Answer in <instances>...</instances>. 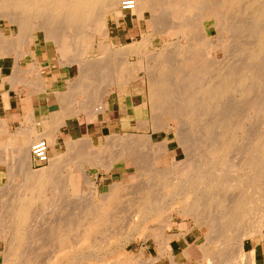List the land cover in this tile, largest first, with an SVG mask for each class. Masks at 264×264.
<instances>
[{"label": "rangeland", "instance_id": "obj_1", "mask_svg": "<svg viewBox=\"0 0 264 264\" xmlns=\"http://www.w3.org/2000/svg\"><path fill=\"white\" fill-rule=\"evenodd\" d=\"M255 1L256 2H253L254 8L252 7V9H251L252 11L251 10L250 11H244L245 13L244 12L243 13L237 12V10H240L241 8L243 9L242 3H241V6L238 5V7L237 6L232 7V8H235V10L237 9L236 11L232 8H229L230 10L232 9L231 11L228 9H224V10H226L227 14L229 15L227 18H225L227 16V14H226V16L224 15L225 12L223 14L224 10L220 11V13L222 14L221 23L223 24L224 21H225V23L227 21V23L229 22V23L233 24L232 22H234V21L230 22V20H234L231 18V16L232 15L234 16L235 14L240 13L239 15H241V16H238L239 18H236L237 20L235 19V23L237 21L238 23H242V26H244V25L248 26L249 25L250 28L249 27L248 28L250 29V31H251V28H252V30H259L260 28L262 29L264 27V25H263L264 21H262V20H261V22H260V20L259 21H256V20L253 21L252 15L254 14L253 10H258V8H259V10H261L262 7L264 8V0H262V1L261 0H255ZM10 2H11V0H0V9L5 8L6 6H4V5H6V4L10 5ZM256 5H258V6H256ZM244 6H245V4H244ZM216 8L217 9H220V8H219V6L214 7V11H217V13H216L217 16L221 15V14L218 15L219 10H216ZM242 9H241V11H242ZM120 11H121L120 6H118V8L116 9V12H118V14H122V13H120ZM214 11H211L210 14H212V12H214ZM17 12H20V11L13 10L12 13L17 14ZM246 12H247V14H246ZM21 13L17 14L19 16V19L14 20V18H9V17L7 18L0 11V29H1L0 32L4 36H6V38H14V36H15V39H17V43L15 45L14 44L11 45L13 50H12V53H10L14 56L15 59L19 54H21L23 52L25 53L26 52L25 49L29 47L26 45L27 42L26 41L24 42L22 28L20 30V28L18 27L20 22H22L25 19V16L28 13L23 14L24 16ZM114 14H115V11L111 12L109 14L110 15L109 23H110V27H111V33H110L109 37H107L106 39H105V37H103V38L88 37V38H86V40H84L86 45L79 48V55L81 58L94 57L95 55L104 56L103 54H109V53L114 54L113 55L114 61H113V65H112V70L110 67L112 74L111 73L108 74L109 68L106 69L102 66L103 67L102 72H104V69H105V72H104L105 74H103L105 76H103V75H101V76H103L105 78L107 76V78L109 79V83H108L107 79L99 76L101 74V72L98 71L99 70L98 68H96L98 70L93 69L90 77L86 78V81H87V79H89V81H90V83H89V81H87V86L92 85L91 87H93V88L94 87L97 88V86H98L99 89L103 87L102 89H100V92L103 91V93L107 89H109L111 91L108 94L104 93L105 96L103 97V103H99L102 105L99 106V104H98V105L94 106V104H92V106H90V107H92L91 109L89 107L88 108L89 110L84 109L77 116H71V117L67 118L65 120L64 125L60 126L59 128H56V130L53 132V135H55V139H54L55 142H53V143L48 142V144H49V156H51V158H54L57 155L65 154L66 152H68V150L66 151V149H68V145H67L68 141L71 139L72 140L76 139L75 144L79 145L77 147L78 150L76 149L75 150L76 152L73 151L75 154L72 153L70 156L74 157V161L77 165H75L74 168L68 172L69 173V184L67 185V187H60V181L61 180L60 181L58 180L59 183L57 185L59 187H56L57 189L55 188V190L58 192L57 193L58 197L56 199L46 203V205L43 208L38 209L39 211H37V209H36L33 211V213H31L33 216L32 217L33 219L31 220L32 222L31 221L30 222L35 224L36 226L40 225L39 226L40 228L39 227L34 228L35 225H32L33 229L32 230L29 229L31 232L28 231L30 233L27 234L26 237H23L19 242H17L15 244L16 247L19 246V244H22L21 246L24 249L27 248L28 250L25 249L27 251V254H25V256H21L19 259H17L16 261L18 263L17 262L15 263V261H13L14 260L13 259L14 258L13 257L14 251H13L10 253V254H12L10 260L13 261V264H45L46 263L45 260L48 261V259H50V257L56 252L55 248H56L57 243L62 239H65V241H67L69 239L68 242H65V243L70 244V243L76 242L74 245L75 246L78 245V250L71 257V260H69V262H68L69 264H173V262H171L172 260L175 262L174 264H264V235H262V234H264V223H261V222L255 223V226L257 225L256 229L258 228L259 230H258V232H255L252 237H250V238L248 237L246 239L245 248H244V251L242 252L243 254H241L240 251L237 252L238 251L237 248H235L236 250L234 249V247L236 245L235 244V245H233V249H231V251L226 250V252L223 253L224 257L221 253H218V252H217V254L215 253V256L217 258L212 257V256H214V253L212 252L211 253L212 256H211V254L208 253L206 255L207 256V258H206L205 252L208 249H212V247H210V246H207L206 248L204 247L205 244L207 243L206 242L207 238L218 240L219 237L217 238L218 232H216V230H218L217 226H219V225H217L216 224L217 222H215V221H212L215 223L211 222L212 223L211 224V223H209L211 220L210 221L208 219L205 220L201 216H199V217L197 216L198 217L197 220L199 221L198 222V221H195V219H192V218H194L192 216H191L192 217L191 218V217H187V216L185 217L184 215H181V214H177L176 206H174V205H175V203H176V205H177V203L179 204L180 197H181L180 195H176L174 197L172 196L171 198L166 197V198L162 199L161 202L159 201V203H161L162 205L161 204L158 205V208L155 207L156 211L154 210L153 214L151 215L152 218L150 216L148 218L149 220L145 219V220H147L146 221L147 224L150 226V228L147 230V234L143 235L142 231L139 228H136V227L132 228V226L130 225V223L132 221H134V219L137 218V217H135V215L138 213V211H136V210H137V204H139L138 202L141 200L140 198H142L144 196L149 197V195H150L151 198L154 197L156 199L158 197V194L159 195L165 194L166 190L165 189L163 190L162 180L166 174H172L170 176H173V177H175V175H176V176H178V179H180L179 175H183V177H184L185 174L193 175L194 172H195V174H197L196 170L199 168L200 171L198 169V173H201L202 175H203V173L204 174L214 173L213 175H217L219 173L221 176V174L223 175V172H225V174L223 175V177H225V175L226 176L231 175L230 171L232 170V168H233V170L231 172L232 173L234 172L235 174L238 171H240V169H241L242 171H240L238 173L239 174L242 172L244 173V174L243 173L242 174L246 177L247 181L245 180V177L242 174H240L242 177H244V181L248 182V180H251L252 178H254L255 180L258 179L257 181L252 179V181L250 182V183H254V181L257 182L258 183L257 189L248 188L249 187L248 186L247 188L244 187L243 191L250 189L251 191H255V193L258 191V194H260V195L262 194V196H264V193H263L264 192V188H263V186H264V184H263L264 183V175L261 176V178L260 177L256 178L258 176L259 172L262 174L264 172V165L262 166L259 164V162H260L259 158L261 160L264 158V131H263L262 135L256 140L254 145H252V147H249V150L250 149L253 150L252 151L253 153L251 152V150L250 151L248 150V146H250L249 142H247L248 146L246 145V143L241 142L242 143L241 145H238V144L235 145L234 144L236 146L235 149H234V145H233L232 149H234V150L231 149L232 151H230V154H228L229 152H227L224 154L220 153L219 155H216L218 161L215 160L216 159L215 156H214L215 158L214 157L209 158L211 149L215 150L218 147H219V149H221L220 147H223V146H219L221 143L220 144L218 143L219 145L216 143L219 136H221L220 131H221L222 127H224L225 124L228 125L230 123L231 124L237 123L239 120L236 119L235 117L241 116L240 114H242V113L244 115H248L245 113H246V111L249 110L248 107H249V104H251V102L249 103L248 101H250V100H247L248 98H246L243 94L239 93L240 91L235 92V93H229L228 95L225 96V98L223 97V99L221 98V99L217 100L216 102H214L215 105H217L218 107L216 109L214 108L215 110H212V111H214L213 113H212V111H211V113L209 111L210 114H208V111H205V112H207L208 116L205 115L206 113L203 110V109H205L204 106L206 104H204L205 102L202 99H200V97L198 98L196 96L194 98L195 102L193 100H190V99H193L192 97H190V95L192 93H194V91L196 92L197 88H199L201 86V84L203 85V82L205 85V82L207 84L208 82L212 83L211 81H213V80L218 81L219 78H217V77L221 76L222 73L226 72L229 68H232L230 66H233V68L234 67L239 68V66L243 67L245 64H248V63H249L248 64L249 66H253V64H254L255 67L256 66H257V68L260 67L259 69L262 70V74L264 75V70H263L264 67L262 66L264 64V62H261L264 60V55L263 54H261L262 56L258 55V53H260V50H259L258 46H257L258 48L256 47V45H257L256 43L259 41L258 38H256L255 36H252V38H251V36H248V34H246V32H244L243 30L241 32V30L237 31L235 29L230 28V26H232V25L229 23H228V26H227V24L225 25V28L229 27V29L226 28L228 31L226 32V30H224L225 32L222 33L221 36L219 35L220 37L215 38L214 36L217 34L218 28L214 22V19L210 18L208 21H204V22L200 23L202 25L205 23L204 25L206 26V28L203 27L204 25L203 26L198 25L196 27V31H197V33H199L201 31L202 33L200 32L198 35L202 34L204 37L202 35H200V37L198 38V35H197V37H195V40H194L195 42L191 41L192 44L194 42L195 45L196 44L198 45L200 43L198 46L197 45L195 46L192 44L189 45L190 47L191 46L196 47L197 50L199 49V52L198 51L196 52L194 50L196 52L197 57L194 54L195 52L193 53L194 54L193 56H195L196 59L192 56L193 59L199 63L192 60V62L188 61L190 63H187L186 64L187 66H186L185 65L186 62L184 61V65H185L184 66V65L180 64L183 62H182L181 57L179 58L180 61L178 60L179 63H177V64L183 68L182 74H184L183 76L185 78H183V76H181V77H179L180 79L178 80V78H177L178 75L177 76L176 75H169V77H167L168 82H171V84L175 85L174 88L176 87L175 89L173 88L174 90L172 89L173 91H172L171 96H173L172 97L173 99L170 97L173 101L171 99H170L171 101L168 99V100H166V101H168L167 104H166V102L165 103L163 102L161 104L162 107H159V108L157 107L159 110L154 109L153 112H151L152 110H151L150 102L148 101V84H147L146 76L149 78H152L153 80H156L157 78H159V76L154 75V74L158 73V68H159L158 67V59L161 60L160 58L165 57L166 55L167 56L169 54L172 55L173 54L172 52H174V51H175L174 53L180 51L178 49L179 46H181V44H183L186 40H184L183 33L179 29L167 30L163 33L161 32L160 34H156L153 32V29L151 28V25H149V23H146L144 20H141V22H139L137 19L133 18L130 14L126 15L125 17H121V23L120 24H115L114 23V21H115L114 20ZM213 14H215V12ZM213 14L211 16H213ZM47 15L53 16V15H50V13ZM223 15H224V17H223ZM214 16L216 17V15H214ZM20 17L24 18V19H21ZM26 17H29V15ZM223 18H224V20H223ZM228 19H229V21H228ZM242 19L244 20V23H243V21H241ZM25 20H27V18ZM206 22H207V24H206ZM258 22H260V23H258ZM256 27H257V29H256ZM208 29H209V32L206 31ZM43 30L44 29L33 30V32H32L33 36L31 38V44L37 43V42H44L47 45H50V47L54 48L55 49L54 54L56 56V61H58V62L60 61L59 64H61L62 66L66 65L67 67H69L70 76H71L70 80H71V84H73L72 82L76 79V75H77V70H76L77 64H75L73 62V54H72L73 52H71V49L73 47L72 41H71V46H70V40H71L70 38L71 37L68 35L67 36L65 35L64 37L60 36L58 38L51 39V38L46 37L47 35H43V34H46L45 30L44 31ZM198 30H199V32H198ZM229 30H232V33ZM18 32H19V34H18ZM203 32L205 33L206 37L203 34ZM206 32H208L209 34L208 33L206 34ZM236 32L237 33L239 32V33L236 34ZM40 33H41V35H40ZM208 35H210V36H208ZM210 37H212V38H210ZM201 38H202V40H201ZM221 39H224V40L222 41ZM110 40L113 41V44L110 43L111 42ZM255 40H256V42H255ZM199 41H201V42L205 41V42H204V44H201V42H199ZM209 41L210 42L213 41V42H211V44H210ZM186 43H187V41H186ZM186 43H185V45H186ZM190 43H187V44H190ZM226 43H227V45H225ZM175 45H178V48ZM246 45H248L251 48H249V49L244 48V47H247ZM201 46H203V47H201ZM221 46H223V47L221 48ZM187 47H188V45H186V48ZM194 47H193V49H196ZM9 48H10L9 45L4 46L3 50L8 51ZM174 48H176L178 50H176V49L173 50ZM180 48L186 49L185 46L180 47ZM200 48H202V49L200 50ZM239 48H240V51H239ZM164 49L166 50L165 53L163 55H160L159 58L152 59V62L148 61L147 55L139 54L141 52H143L145 54H150V53L154 54V53L160 52L161 50L164 51ZM184 49H181V50H184ZM210 49H211V51H210ZM224 49H226V51ZM254 49L256 52L254 51ZM137 50L138 51L141 50V51L138 52ZM7 51L4 52V54L2 52V55H0V56L4 57L6 54H8ZM19 51H20V53H19ZM134 51L135 52L137 51V53H133ZM238 51H239V53H238ZM252 51H253V57L251 56ZM115 52L119 53V55L115 54ZM131 52H132V54H131ZM205 52H206V54H205ZM244 52H245V54H244ZM254 52L257 55L254 56ZM247 53H249V54H247ZM26 54L27 53L23 54V56L19 59L18 64L20 65V67L18 69L20 70V73H21V71H25L24 72L25 75L23 76L24 78H26V77L30 78L31 75H29L27 73L30 69H32L31 67L34 68V65H32V66L30 65L27 69L25 68V65L27 62L26 57H25ZM127 54H130V55H128L129 56L128 59H129L130 63L133 65H136L137 68L133 71L134 72L133 75L131 72H125V76L123 78L115 79L116 76H114V74H116V72H114V70L118 69L117 68L118 66L115 67V65H117L116 62H118V60H120V59H126ZM115 55L116 56L118 55V56L116 57ZM248 55H250L251 58L248 57ZM257 56H259L260 58ZM205 57H206V59H205ZM210 57H212V58H210ZM102 58L104 59L105 56ZM200 58H204L205 60L203 59V62H202V59H201V61H199ZM219 59H221V60H219ZM259 60H260V63H259ZM249 61H251V62H249ZM132 62H135V63H132ZM148 62H149V64H148ZM193 62H195L194 65H193ZM211 62H213V63H211ZM207 63H209V64H207ZM255 63L256 64L259 63V64L256 65ZM197 64H198V66H196ZM214 65H216V66H214ZM248 65H246V66H248ZM195 66L199 67V68H196ZM207 66H208V68H206ZM210 66H212V67H210ZM212 69H213V71H212ZM106 70H107V73H106ZM136 70H137V72H135ZM180 70H182V69L180 68ZM224 70H226V71H224ZM100 71H101V69H100ZM207 71H209V72L207 73ZM220 73H221V75H220ZM107 74L111 78L108 77ZM205 74H207V75H205ZM213 74H215V75H213ZM201 75H203V77ZM172 76H174V77H172ZM204 76H205V79H204ZM196 77H198L199 79L195 80V79H197ZM92 78H95V79H93L94 83L92 82L93 81ZM181 78H182V81H184V82H181ZM189 78L192 81L191 80L189 81ZM210 78H211V80H210ZM104 79L106 82L104 81ZM98 81H99V83H98ZM197 81H199V82H197ZM176 82H178L177 85H176ZM195 83H197V84H195ZM190 84H191V86L192 85L193 86L192 87L189 86ZM185 85L186 86L188 85L187 87L188 88L191 87V89H188ZM183 87H186L188 89L187 95H184L187 98L189 97L188 99L182 95V94H186V92H187V91H185L187 89L183 88ZM263 88H264V86H263ZM103 89H105V90H103ZM66 90L67 89H63L62 91H66ZM91 90L92 89L88 90V91H90V93L87 94V96L91 95ZM181 90L183 92H181ZM192 90H194V91L192 92ZM262 92L264 94V91H261V93ZM263 94H261V95L263 96ZM77 95L82 96L81 92L78 93ZM256 95H258V92H256ZM180 96H183L184 99L180 98ZM192 96H193V94H192ZM226 97H227V99H226ZM258 97H259V95H258ZM258 97H256V98H258ZM178 98L180 99V101ZM243 98H245V99H243ZM83 99L85 100V98H82V100H81V97H80L78 100L83 101ZM236 99H238V100H236ZM183 100L185 101V103L187 100L186 105H185ZM199 100H200V102H199ZM98 101L96 102V100H95L94 101L95 104L98 103ZM191 101H193V102H191ZM76 102L77 101L74 98L72 101H70L65 106L66 107L65 110L66 111H71V110L77 111L79 106ZM171 102H173V103H171ZM196 102H197V104H196ZM198 102H199V104H198ZM245 102L246 103L248 102L247 103L248 107H247V104ZM53 103H55V101L51 102L50 105H52ZM177 103H179V104H177ZM182 103H184L183 106H182ZM103 104L104 105L106 104V105L104 106ZM175 104H177V105H175ZM161 105H159V106H161ZM101 106H103L104 108L103 107L101 108ZM188 106H190L191 109L192 108L195 109V111H197L195 113H197L198 115L197 114L194 115L195 113L193 111L190 112L191 109ZM243 106L247 107L248 110H247V108L245 110ZM220 107L222 108V111H221ZM74 108H75V110H74ZM187 108L190 110L188 111ZM196 108L199 109L200 113H198V110H196ZM49 109H50V107H49ZM92 109L93 110L98 109V110L93 111ZM224 109H225V111H224ZM85 110L88 112L92 110L91 113H93V112L94 113L96 112V113L95 114L93 113L94 116H91V114L89 112V116H88L86 114L87 112H85ZM154 111H156V112L154 113ZM239 111H242V112L239 113ZM189 112H190V114H189ZM191 113H194L193 114L194 118H193V116H190ZM203 113H205L204 114L205 117H204ZM50 115H51V112H50ZM181 115L183 117H181ZM32 116L33 115L29 116L30 119L32 118ZM223 116L226 118H224ZM29 117L26 118L25 126H23L21 128H19V127L14 128V126L11 128L10 127L7 128L6 122L4 120H2V118H0V125L2 124L0 126V196H1V198H0V225H1L0 226V264H5V253H6V249L8 247L5 235L8 233L7 230L8 229L10 230L9 224L11 223V222H9V219H8L9 213L4 211V209L10 207L9 205H12V203H10L9 201L11 199H13L12 195L14 194V192L12 194V191H14L15 187H12L14 184H11V183L16 182V183L20 184V181H18V180H21V182H22V178L20 177L21 173L16 170L19 167H17V165H13V164H16V161H17L18 156L16 153H19L17 151V149L19 148L20 150H22L21 147L25 148V146L28 144V142H27L28 140L26 141V138H25V134H26L25 130L23 131L22 129H26L29 126L30 122L32 121L33 118L31 120H29ZM190 118H193V119H190ZM200 118H202V119H200ZM223 118H224V122H223ZM233 118H234V120H233ZM235 119H236V122H235ZM219 121H220V124H222V122H223L222 126L221 125L219 126ZM228 121L229 122L231 121V122L229 123ZM151 122L153 123L154 127L152 126ZM215 122H217V123L215 124ZM23 123H24V121H23ZM250 123H249V125L244 124V127H247V129H245L246 133H250V135H251L254 132L253 128H256L257 123L255 125H254V123H251V124ZM263 124H264V122H263ZM201 125H203V126H201ZM207 125L209 126V128ZM216 125H217V127H216ZM51 126H52V121L49 120V121H45L43 123L42 128L46 129V128H49ZM248 126L250 127L249 129L252 128L251 129L252 132L250 130H248ZM220 127H221V129H220ZM263 127H264V125H263ZM43 129H41L40 131H43ZM21 130L23 131V133ZM60 130L62 131L61 133H59ZM198 130L201 131L200 134L201 133H203V134H201V135L198 134L199 133ZM207 131H209V132H207ZM205 132L208 135H205ZM60 134H62V135L60 136ZM209 135H210V137H209ZM84 137H90L89 138L90 141H89V139H87V140L89 142H91L93 144V146H90L89 148L86 147V145H88L87 144L88 141L86 140L87 141V143H86V141L83 139ZM106 137L108 138L107 139L108 141H105ZM212 137H214V138H212ZM182 138L184 139L183 141L181 140ZM208 139H211V140H208ZM113 140H114V142H113ZM226 140L228 141V142L226 141V144H228L232 141V138L229 137L228 139L226 138ZM83 141H85V142L83 143ZM246 141H248V139ZM81 142L83 143L84 146H81V148H79L80 145H82ZM106 142H108L109 144L111 143L109 145V147H107L108 143H106ZM79 143H81V144H79ZM226 144H225V146H229L231 143L228 145H226ZM125 146H126V148L128 147L126 150L127 151L129 150L132 153L131 152H129L128 154L126 153V156H127L126 159H122V160L120 159L119 161H121V162L116 161L113 163L114 165L111 164V160L114 159V157L118 156L119 155L118 152L121 153L122 150L125 149L124 148ZM214 147H215V149H214ZM131 148L133 149V151ZM223 148H222L223 150H226L227 147H223ZM245 148H247V149H245ZM256 153H258V154H256ZM115 154H117V155L115 156ZM225 154H227L228 157ZM128 155H130L131 157H129ZM247 155L251 156V157L249 156L248 160H247V158H248ZM211 156H212V154H211ZM255 156L257 157V159ZM12 158H13V160H12ZM66 158L68 159L67 156L65 157V159ZM209 160H211V161H209ZM224 160H225V162H224ZM256 160L257 161L259 160V161L257 162ZM11 161L14 163L12 164ZM133 161H134V163H133ZM235 161H236V163H235ZM246 161H248V162H246ZM231 162L235 164V165L232 164L234 167L237 165L235 167V169L231 165ZM239 162H240V165H239ZM244 162L247 165H245ZM33 163L34 162H33L32 157H31L32 169H34V170L38 169V168L33 166ZM109 163L111 165V167H109L110 170H106V168H105L106 166H104V165H108ZM219 163H221V164H219ZM241 163H243V164H241ZM249 163H251V164L249 165ZM253 163H256V164H253ZM257 163L260 166L257 165ZM11 164H12L13 168H14V166L17 168L16 169L12 168V170L9 169L12 167V166H10ZM47 165L49 166V164H47ZM47 165H45L44 168L47 167ZM220 165L223 166L225 170H223V168L220 169L221 168V167L219 168ZM253 165H254V168H253ZM211 166H214V168L212 167V170H211ZM244 166H245V168L249 167V168H247L248 170L244 169ZM225 167H227V170ZM206 168L208 170L210 169V171H208ZM230 168H231V170H230ZM262 168H263V171H262ZM257 169H259L258 170L259 172H256ZM204 170H206V171H204ZM236 170H237V172H236ZM9 173H11V174L14 173L13 175L10 174L11 176H14V179H13V177H11L9 175ZM219 174L217 176H219ZM262 174H260V175H262ZM57 175L58 174L56 173L55 176L57 177ZM195 176L196 175H194V177ZM195 179H196V177L193 180H191L192 182H190V181L188 182V185L190 184L189 186H191V187L187 186L186 188H184L183 194H185V193H187V194L190 193L191 195L194 194V191L190 190V188H192V185H194V182L197 183L198 185H200L199 187L201 189L200 188L199 189L202 190V187L204 185H203V183H201V181L198 180V179H200V177L196 180ZM259 179H261V180L263 179V181H262L263 183H261V180H259ZM88 180H89V182L90 181H92V182L89 183ZM112 182L113 183L116 182L117 183L116 185H118V186L120 185L119 187H121V189L124 190L123 193L127 192L126 195L125 194L122 195L121 199L118 198L119 200H117L114 204H112V206H111L112 210H110L111 214H109L111 216L109 217V219L107 221H105L103 218H102L103 220L102 219L96 220L97 222L91 221L93 219L92 218L93 217L92 216L93 209H91L92 207L90 206V204L92 203V200L95 201V203L98 202L103 194L110 191L111 184H113ZM259 182L261 183V185ZM16 183H15V186L18 185V184L16 185ZM89 184L92 185V187ZM124 185L128 186V188L127 189L123 188ZM259 186H261V188H263V190L260 189ZM11 189H13V190H11ZM240 191H242V190H240ZM162 195H161V197H163ZM7 198H8V200H7ZM166 210L167 211L169 210V212L173 213V217H172L173 221H172V224L166 228V230L161 231L160 226H159L160 220L158 221V219L161 217V213L166 211ZM217 211L218 212H216V210H214V212H215L214 214H216V213L220 214L221 213V212H219L220 210H217ZM155 212L157 213V215ZM153 215H154V217H153ZM155 216H156V218H155ZM5 217H7L6 218L7 220L5 219ZM90 217L92 219H90ZM200 217H201V220H199ZM47 218H49V219H47ZM104 218H105V216H104ZM150 218H151V220H150ZM145 220H144V222L142 220V223H140V227H143V228L146 227L145 226V224H146ZM227 220H225V222L221 223V225L222 226L231 225L234 228L232 230V228L230 227L231 228L230 231H231V233L233 231V234H235L237 232V230L240 231V228H237L238 226H235V224H236L235 222L232 224V221H231L232 219L231 220L227 219ZM194 221L198 222L200 226L198 224H196ZM237 221L238 220H236V222ZM237 223L239 226H242L243 224H245V223H243V221L242 222L238 221ZM32 226H31V228H32ZM40 229H41V231H38ZM133 229H134V231H133ZM154 229L157 231V233L159 235L158 234L152 235L151 232H153ZM34 230L37 231V233ZM70 245H72V244H70ZM74 245H72V246H74ZM204 248L206 250H204ZM53 250H55V252ZM233 250H235V251H233ZM214 251H216V250L214 249ZM232 252H234L235 254ZM219 254H220V258L218 256ZM245 254L248 256L247 258H245L246 257ZM208 255H210L211 257ZM222 258H223V260H222ZM244 258L246 259L247 263L244 262L245 261Z\"/></svg>", "mask_w": 264, "mask_h": 264}, {"label": "bare ground", "instance_id": "obj_2", "mask_svg": "<svg viewBox=\"0 0 264 264\" xmlns=\"http://www.w3.org/2000/svg\"><path fill=\"white\" fill-rule=\"evenodd\" d=\"M121 1L122 0H11L10 5L6 4V5H4V6H6L5 8H1L0 9V11L7 18L8 17L9 18H14V20L15 19H17V20L19 19V16L17 15L18 13L22 12L21 13L22 15L25 14V13H28L26 16L29 15V17L25 16V19L27 18V20H25L24 18L20 17L21 19H24L25 21L23 20L22 22H20V24L18 23L19 24L18 27L20 28V30L22 28L24 42L25 41L27 42L26 43L27 46L31 45V38L33 36L32 32L35 29H44L46 34H43V35H47L46 37L51 38V39H55V38H58L60 36L64 37L65 35L66 36L67 35L70 36L71 37L70 38L71 39L70 40V46H71V41H72V46H73L72 49H71V52H73L72 53L73 54V62L75 64H77L76 79L72 82L74 85L70 84V87L66 91L58 92L57 99L55 100V103H53L51 106H49L50 107V111H51V115H52L51 119H50L52 121V126L49 127V128L43 129V131L38 130V128L36 126L35 119H34V115H33L32 116L33 119L31 118L32 121L30 122L29 126L26 129H22L23 131L25 130V133H26L25 134V138H26V141L28 140L27 141L28 144L25 146V148L21 147L22 150H20L18 148L19 150L17 149V151L19 153H16L17 151L15 152L17 154V156L19 157V158L17 157L16 164H13L14 162L11 161L13 165H17V167H19V168L15 167V166L13 168L12 164L10 165L12 167L9 168L11 170H12V168L13 169L17 168L16 170L21 173L20 177L22 178V182H21V180H18V181H20V184H18V183H16L14 181L16 183V185L18 184L17 186H15V183H11V184H14L12 187H15L14 191H12V194L14 192V194L12 195L13 199H11V200L9 199L10 200L9 202L12 203V205H9L10 207L4 209V211L9 213L8 219H9V222H11L9 224L10 225V230L8 229L7 230L8 233L5 235L6 237L4 236L6 238L7 245H8V247L6 249V253H5V264H11V263L13 264V261H15V263H16L17 259H19L21 256H25V254H27V251L25 250L27 248L24 249L21 246L22 244H19V246L16 247L15 244L17 242H19L23 237H26V235L31 232L29 229H31V230L33 229L32 225H35V224L31 223L32 222L31 220L33 219L32 218L33 216H32L31 213H33V211L36 210V209H37V211H39L38 209L43 208L46 205V203H48V202H50V201H52V200H54V199H56L58 197V195H57L58 192L55 190L56 187H59L57 184L61 180L60 181V187H67V185L69 184V173L68 172L71 171L74 168L75 165H77L75 163V161H74V157H71L70 155L72 153H74L73 151H75L79 145L75 144L76 139L75 140L71 139L67 143V145H68V149H66V151L68 150V152H66L67 154L64 152L65 154L62 153L63 155H57L54 158H51V156H50L49 163H48L49 166L47 165V167H45V168L41 167V168H38V169L34 170V169H32V166H31V156H30L31 155V153H30L31 143L33 141L39 139V138H45L49 143L55 142V140H54L55 139V135H53L52 131H54V130H56V128H59L60 126L64 125L65 120L67 118H69L71 116H77L82 110L88 109L90 106H92V104H94V106H96L99 103H103V97L105 96L104 93L108 94L111 91L109 89H107V90L103 89V90H105L104 93H103V91L100 92V89H102L103 87L99 89L98 86H97V88L96 87H94V88L91 87L92 85L91 86L90 85L87 86V81H89V79H87V81H86V78L90 77V75L92 74L93 69H96V68L99 69V70L98 69H96V70L101 72V74L99 73L100 74L99 76L105 74L104 73L105 69H104V72H102L103 71L102 70L103 67L106 68V69L109 68L110 72L108 71V74L109 73L112 74L111 70H112V65H113V61H114V58H113L114 54L113 53L103 54L105 56L104 59L102 58L104 56H98V55H95L94 57L81 58L80 55H79V48H81V47L86 45L84 40H86V38H88V37H98V38L105 37V39L107 37H109L110 33H111V27H110V23H109V19H110V15L109 14L111 12H114V11H115V14H114V20H115L114 23L115 24H120L121 23V17H125L126 15L130 14L133 18L137 19L139 22H141V20H144L146 23H149V25H151V28L153 29V32L156 33V34H160L161 32L163 33V32H165L167 30H173V29L181 30L182 33H183L184 40H186L187 43H190L191 41H194L195 37H197V35L201 32V31L199 32V30H198L199 33H197L196 27L198 25L199 26L202 25L200 23H202L204 21H208L210 18H212V19H214V22H215V24L217 25V28H218L217 34L214 36L216 38V37H220L221 34L225 32L224 30H226V32H227L228 31L227 29H229V27L228 28L226 27L227 29L225 28V25L227 24V26H228L229 22L227 23V21H226V23H225V21H224L223 22L224 25L221 23L222 14L220 13V11H223L224 9L230 10L229 8L236 7V6L238 7V5L241 6V3H242L243 4V9L241 8L242 11H241V9L240 10L236 9V10H237V12L243 13L244 11H250L252 9V7H253V4H254L253 2H256L255 0H135L136 5H135V8L133 10H128V11H122L121 10L120 13H122V14H118V12H116V9L118 8V6H120V2ZM244 4H245V6H244ZM213 6L214 7L215 6H219L220 9L216 8V10H219L218 11L219 12L218 15L219 14H221V15L217 16V14H216L217 11H214V7ZM256 6H258V5H256ZM232 9L235 10V8H232ZM13 10L20 11V12H17V14H13L12 13ZM211 11L215 12V14H213L214 12H212L213 16H211L212 14H210ZM253 11H254L253 12L254 14L252 15L253 18L251 17L253 21L254 20H256V21L260 20V22H261V20L264 21V8L263 7H262L261 10H259V8H258V10H253ZM224 12H225V14H224ZM49 13H50V15H53V16L47 15ZM223 14L226 16V14H227L226 10L223 11ZM237 14H235L234 16L233 15L231 16V18L234 19V20H230V22H232V21H234V22H232L233 24L229 23V24L232 25V26L229 25L230 28L235 29L237 31L241 30V32L243 30L244 32H246V34H248V36H251V38H252V36H255L256 38H258L259 41L256 43L257 44L256 47L258 46L259 50H260V53H258V55H261V54L264 55V27L262 26L263 28L262 29L260 28L259 30H252V28H251V31H250V29H249L250 26L249 25L246 26V25L243 24L244 26H242V23H238L236 21V23L238 24L237 25L235 23V19L239 18L238 16H241V15H239V14L237 15ZM246 14H247V12H246ZM214 15H216V17ZM224 15H223V17H224ZM228 16L229 15L227 14V16L225 18H227ZM223 20H224V18H223ZM228 21H229V19H228ZM241 21H243V23H244L243 19ZM260 22H258V23H260ZM206 24H207V22H206ZM203 27L206 28L205 25ZM256 29H257V27H256ZM206 31L209 32V29L206 30ZM229 31L232 33V30H229ZM204 32H203V34L205 35ZM208 32H206V34ZM238 33L236 32V34H238ZM18 34H19V32H18ZM40 35H41V33H40ZM200 35H202V34H200ZM200 35H198V38L200 37ZM208 36H210V35H208ZM205 37H206V35H205ZM210 38H212V37H210ZM201 40H202V38H201ZM221 40L223 41L224 39H221ZM110 41H111L110 43L113 44V41L112 40H110ZM186 41L183 43L184 45L181 44V46H179V48H178V45H175V46H177V48L180 51H178L176 53H174L175 52L174 51V52H172L173 54L171 53L172 55L169 54L168 56L166 55L165 57L160 58L161 60L158 59V67H159L158 68V73H157L158 75L157 74H154V75L159 76V78H157L156 80H153L152 78H149V77L146 76L147 84H148V101L150 102V106H151V110H152L151 112H153L154 109L155 110H159L158 108L162 107L161 104L163 102L164 103L166 102V104H167L168 101H166V100H168V99L170 100L173 97V96H171L172 95V91L176 87L174 88L175 85L171 84V82H168L167 77H169V75H176V76L178 75L177 78L179 80L180 79L179 77L184 75V74H182L183 68L180 65L177 64L180 61L179 58L181 57L182 62H183V63H180L181 65H184V61L186 62L185 65L187 63H190L188 61L192 62V60H193V61L197 62L196 60L193 59V57L196 59V57H197L196 56V52L197 51L199 52V49L197 50V48L194 47V46L190 47L189 45H191L192 42L190 44H187ZM194 42H193L192 45H195ZM199 42H201V41H199ZM202 42H201V44H204L205 41L203 43ZM211 42H213V41H211ZM211 42L209 41L210 44H211ZM255 42H256V40H255ZM16 43H17V39H15V36H14V38H6V36H4L0 32V55H2V52L4 51L3 50L4 46H8L9 45L10 47H12L11 45H13V44L15 45ZM185 43H186V45H188V47H187L188 49L186 48ZM225 45H227V43ZM183 46H185L186 49L180 48V47H183ZM246 46L247 47H244V48H248V49L251 48L248 45H246ZM193 47L196 48V49H193ZM201 47H203V46H201ZM222 47L223 46H221V48ZM175 49L176 48H174L173 50H175ZM178 49H176V50H178ZM181 49H184V50H181ZM201 49L202 48H200V50ZM226 49H224V50L226 51ZM6 51H4V52H6ZM137 51L136 52L134 51L133 53H137ZM140 51H138V52H140ZM165 51L166 50L164 49V51L161 50L160 52L154 53V54H151V53L150 54H145L143 52H141L139 54L147 55L148 56V61L152 62V59L159 58L160 55H163L165 53ZM210 51H211V49H210ZM239 51H240V48H239ZM239 51H238V53H239ZM254 51H255V49H254ZM4 52H3V54H4ZM255 52H254V56L257 55V54H255ZM19 53H20V51H19ZM193 53L195 54L196 57L193 56L194 55ZM23 54H25V53L23 52V53L19 54L16 57V62L23 56ZM115 54L119 55V53H117V52H115ZM131 54H132V52H131ZM205 54H206V52H205ZM244 54H245V52H244ZM247 54H249V53H247ZM128 55H130V54H127V58L126 59H120V60H118V62H116L117 65H115V67L118 66L117 67L118 69L115 68L117 70V71L114 70V72H116V74L113 73L114 76H116L115 79L123 78L125 76V72H131L132 75H133V73H134L133 71L137 68L136 65H133V64L130 63V61L128 59L129 58ZM250 55H248V57H250ZM251 56L253 57V51H252V55ZM257 57H259V56H257ZM210 58H212V57H210ZM201 59H202V62H203L204 58H200L199 61H201ZM205 59H206V57H205ZM219 60H221V59H219ZM251 61H249V62H251ZM195 62H193V65H194ZM261 62H264V60L261 61ZM132 63H135V62H132ZM197 63H199V62H197ZM211 63H213V62H211ZM259 63H260V60H259ZM148 64H149V62H148ZM207 64H209V63H207ZM248 64H245V65L243 64L244 66L243 67L239 66V68H235V67L233 68V66L229 65L232 68H229L227 71L224 70L226 72H223L220 69L223 73L221 72L222 75L220 73L221 76L217 77V78H219L218 81H214L213 80V81H211L212 83L208 82L209 84L208 83L206 84V82H205V85H204V82L202 81L203 85L201 84L200 87L197 85L199 88H197L196 92L194 90H192V92L194 91V93H192L193 96L191 94L190 97H192L193 99H190V100H193L195 102L194 98L196 96L198 98L200 97V99H202L205 102L204 104L207 105V106L206 105L204 106L205 109H203V110H204V112L208 111V114H210L212 110H215L218 107L217 105H215L214 102H216L217 100H219L221 98L223 99V97L225 98V96L228 95L229 93H235V92H239L240 91L239 93L243 94L246 98H248L247 100H250V101H248L249 103L251 102V104H249V107H248V104H247L248 102L247 103L245 102L247 104V107L249 108V110H248L247 107L243 106L245 110L247 108L248 111H246L245 114H248V115H244L242 113L243 115L240 114L241 116L235 117L236 119L239 120L237 123H232L231 124L230 123L231 121L230 122L228 121L230 124L227 125V124L224 123L225 126L222 127V129L220 127L221 136H219L218 139L216 138L217 139L216 143L217 144L221 143L220 145L219 144L218 145L219 146H223V147H227V148H226V150H223L224 149L223 147H220L221 149H219V147H218V148H216L217 149L216 150L215 149V147L217 146L216 145L214 147L215 150L211 149L210 156H211V154H212V156L211 157L209 156V158H213L214 156L216 157V155H219L220 153L224 154V153L229 152L228 154H230V151H232V150H234L236 148L235 145H237V144L241 145L242 144L241 142L246 143V145H247V142H249L250 146L247 145L248 146V150H249V147H252V145H254L256 140L262 135V133L264 131V127H263V125H264L263 124V122H264V120H263L264 119V94H263V92L261 93V91H264V88H263V86H264V75L262 74V70L259 69L260 67L257 68V66L255 67L254 64H253V66H249ZM258 64H256V65H258ZM246 65H248V66H246ZM196 66H198V64ZM212 66H210V67H212ZM214 66H216V65H214ZM262 66L264 67V64ZM15 67L16 68L18 67V66H16V63H15ZM110 67H111V70H110ZM180 68L182 70H180ZM196 68H199V67H196ZM206 68H208V66ZM100 69H101V71H100ZM263 70H264V68H263ZM37 71H38V68H37V66H35L34 68L32 67V69H30L28 71V74L29 75H36ZM209 71H207V73ZM212 71H213V69H212ZM135 72H137V70ZM106 73H107V70H106ZM203 75H201V76L203 77ZM205 75H207V74H205ZM213 75H215V74H213ZM103 76H105V75H103ZM103 76H101V77H103ZM108 77H110V76L108 75ZM172 77H174V76H172ZM103 78H105V77H103ZM183 78H185V77L183 76ZM190 78H189V81L191 80ZM196 78L197 79H195V80L199 79L198 77H196ZM93 79H95V78H92V80ZM105 79H107L108 83H109V79L107 78V76H106ZM105 79H104V81H105ZM204 79H205V76H204ZM210 80H211V78H210ZM39 82H37V83H39ZM92 82L94 83V80ZM181 82H184V81H182V78H181ZM197 82H199V81H197ZM89 83H90V81H89ZM98 83H99V81H98ZM177 83L178 82H176V85H177ZM195 84H197V83H195ZM31 85H33V84H31ZM43 85H42V87H43ZM189 86H191V84ZM186 87H183V88H186ZM191 87H189V88L187 87V88L191 89ZM90 89H92L91 90V95L87 96V94L90 93V91H88ZM188 89L187 90L184 89L187 92H186V94H182L183 96L187 95ZM182 90H181V92H183ZM80 92H81L82 96L81 95H79V96L77 95ZM256 92H258L259 97H258V95H256ZM260 93L263 94V96ZM183 96H180V98H183V99H184V97L187 98L186 96H184V97ZM80 97H81V100H82V98H85V100L84 99H83V101L78 100ZM256 97H258V98H256ZM74 98L77 101L76 103L79 106L78 110L77 111H72L71 110L72 112L71 111H66L65 110V108H66L65 106L70 101H72ZM226 99H227V97H226ZM243 99H245V98H243ZM95 100H96V102L99 100L98 103L95 104V102H94ZM236 100H238V99H236ZM179 101H180V99H179ZM193 101H191V102H193ZM199 102H200V100H199ZM199 102H198V104H199ZM171 103H173V102H171ZM184 103H185V101H184ZM184 103H182V106H183ZM186 103H187V100H186ZM186 103H185V105H186ZM177 104H179V103H177ZM177 104H175V105H177ZM196 104H197V102H196ZM100 105H102V104H99V106ZM159 105H161V106H159ZM102 107L103 106H101V108ZM188 107L190 108V106H188ZM91 108L92 107H90V109ZM190 109H188V111ZM74 110H75V108H74ZM97 110H93V111H97ZM196 110H198V113H200L199 109L196 108ZM91 111H89L91 116H94V114L96 112L95 113L93 112L94 113L93 114V113H91ZM191 111H193L194 113L197 112L193 108L190 110V112ZM209 111H210V113H209ZM221 111H222V108H221ZM224 111H225V109H224ZM85 112H87L86 114L89 116V112L86 111V110H85ZM155 112L156 111H154V113ZM190 112H189V114H190ZM213 112L214 111H212V113ZM240 112H242V111H239V113ZM194 113H191V115H190V116H193V118H194V115L197 114V113H195V114ZM205 113H203V115L204 114L207 115V112H205ZM205 115H204V117H205ZM181 117H183V116L181 115ZM226 117H224V118H226ZM193 118H190V119H193ZM224 118H223V122H224ZM31 119L29 117V120H31ZM200 119H202V118H200ZM236 119H235V122H236ZM233 120H234V118H233ZM223 122H222V124H220V121H219V126L220 125L222 126ZM250 122L254 123V125L257 123L256 128H253L254 132L251 135H250V133H246L245 129H247V127H244V124H248L249 125ZM216 123L217 122H215V124ZM151 124L153 126L152 122H151ZM217 125H216V127H217ZM201 126H203V125H201ZM208 128H209V126H208ZM249 128L250 127L248 126V130L251 131L252 128L251 129H249ZM23 131H22V133H23ZM201 131H199V133L198 132L197 133L200 134ZM207 132H209V131H207ZM201 134H203V133H201ZM205 135H208V134H206V132H205ZM209 137H210V135H209ZM214 137H212V138H214ZM229 137L232 138V141L230 142L231 144L228 143L230 145L229 146H225L226 141H227L226 138L228 139ZM89 138L90 137H84L83 139L86 141ZM246 138L248 139V141H246L247 140ZM107 139L108 138L106 137L105 141H108ZM114 140H113V142H114ZM181 140L183 141L184 139L182 138ZM208 140H211V139H208ZM85 141H83V143ZM87 141H86V143H87ZM89 141H90V139H89ZM89 141L87 143L88 145H86V147H88V148L90 146H93V144L91 142H89ZM81 143H79V144H81ZM83 143H82V145H80L79 148H81V146H84ZM106 143H108V142H106ZM110 144L108 143L107 147H109ZM228 144H226V145H228ZM233 145H234V149H232ZM124 148L125 149L122 150L121 153L118 152V154H119L118 156H116L117 154H115L116 157H114V159L111 160V164H113L116 161H119L120 159L121 160L122 159H126V157H127L126 153L128 154L131 151H129V150L127 151L126 149L128 147L126 148V146ZM245 149H247V148H245ZM132 151H133V149H132ZM252 151L253 150H251V152ZM256 154H258V153H256ZM65 155L68 157V159L67 158L65 159V157H66ZM225 155L227 156V154H225ZM128 156L131 157L130 155H128ZM247 156H248V158H247V160H248L250 155H247ZM256 159H257V157H256ZM12 160H13V158H12ZM211 160H209V161H211ZM215 160H217V157H216ZM259 160H260L259 164L263 166L264 165V161H263L264 158L262 160L259 158ZM119 162H121V161H119ZM224 162H225V160H224ZM246 162H248V161H246ZM133 163H134V161H133ZM235 163H236V161H235ZM219 164H221V163H219ZM232 164L235 165L234 163L231 162V165ZM241 164H243V163H241ZM250 164L251 163H249V165ZM253 164H256V163H253ZM259 164L257 163V165H259ZM239 165H240V162H239ZM245 165H247V164L245 163ZM104 166H106L105 167L106 170H110V168H109V167H111L110 163L108 165H104ZM212 167L214 168V166H211V170H212ZM235 167H234V169H235ZM219 168L220 169L223 168V170H225L224 167L221 166V165L219 166ZM225 168L227 170V167H225ZM247 168H249V167H247ZM247 168H245V166H244V169H247ZM253 168H254V165H253ZM198 169L196 170L197 174H195V172H194L193 175L185 174L184 177H183V175H179L180 179H178V176H176V175H175V177H173V176H170L172 174H166L163 177L162 183H163V190L165 189L167 193L165 192L164 195H162L160 193L163 197H161V195L158 194V197L159 196L160 197L159 198L157 197L156 199L153 196H152L153 198H151L150 195H149V197L148 196H144V197L140 198L141 200L138 202L139 204H137V210L135 209L136 211H138V213L135 215V217H137V218L134 219V221H132L130 223V225L132 226V228H134V227L139 228L142 231L143 235L147 234V230L150 228V226L147 224V222H146L147 220H145V219H148L153 214L154 210L156 209L155 207L158 208V205L161 204V203H159V201L161 202L162 199H164L166 197H170L171 198L172 196L174 197L176 195H180L181 197H180L179 204L177 203V205H176V203H175V205H174V206H176L177 214L184 215L185 217L186 216L187 217H191L192 216L194 218H192V217L191 218L195 219V221H198L197 220L198 217L201 216L205 220L206 219H208L209 221L211 220L209 223H211L212 221H215V222H217L216 224L219 225V226H217L218 230H216V232H218V235H217V238L219 237L218 240L207 238V241H206L207 243L205 242L206 243L205 246H204L205 248L207 246L212 247V249H208L206 251L207 253L205 252V256L208 253L211 254L212 252L214 253V256H212V254H211L212 257H216L215 253L217 254V252L221 253L223 255V253L226 252V250H230L231 251V249H233V245H235V244L236 245H235L234 249L237 248L238 249L237 252L240 251L241 254H243L242 252L244 251V248H245L246 239L248 237L249 238L252 237L254 235V233L258 232V230H259L258 228L256 229L257 225L255 226V223L256 222L257 223L258 222L264 223V199H263L264 196H262V194L261 195L258 194V191L255 193V191H251L250 189L243 191L244 187L247 188L248 186H249L248 188L257 189L258 183L255 182V181H257L258 179L255 180L254 178H252L253 180H255L254 183H250L252 181V179L248 180V182H246L247 181L246 177L243 175L244 173L242 172L243 174L242 173H240V174H242L245 177L246 181H244V177H242L238 173V172L242 171L241 169L238 172L236 170V172L238 174L237 173L235 174L234 172H233L234 173L233 174L231 172L233 170V168H232V170L230 168V170H231L230 174L231 175H229V176L225 175V177H223V175L225 174V172H223V171H222L223 175L221 174V176H220V174L218 172L217 173L219 174V176H217L218 175L217 173H216L217 175H213L214 173H212V174L211 173H207V174L203 173V175H202L201 173H198ZM258 170L259 169H257L256 172H259ZM199 171H200V169H199ZM204 171H206V170H204ZM208 171H210V169ZM262 171H263V168H262ZM56 173L58 174L57 177L55 176ZM10 174L11 173H9V175ZM13 174H11V175H13ZM260 174H262V173L259 172V174H258V176L256 178H258V177L261 178V176L264 175V172H263L262 175H260ZM194 175H196L195 176L196 179H198L200 177V179H198V180L201 181V183H203V185H204L202 187V190H200L201 189L199 187L200 185H198L197 183L194 182V185H192V188H190V190L194 191V194L193 195H191L190 193H188V194L185 193L186 195L183 194V189L190 185V184L188 185V182L189 181L192 182L191 180H193L195 178ZM11 177H13V179H14V176H11ZM259 180H261V179H259ZM262 181H263V179L261 180V183H263ZM88 182H89V180H88ZM90 182H92V181H90ZM261 183H260V185H261ZM116 184H117L116 182L111 184L110 191L105 193V194H103L98 202L95 203V201L92 200V203L90 204V206L92 207L91 209H93V212H92V216L93 217L91 216L93 219L90 217V219H92L91 221L100 220L102 218L105 221H107L109 219V217L111 216L109 214H111L110 210H112L111 209L112 208L111 207L112 204H114L117 200H119L118 198L121 199L122 195H124V194L126 195L127 192L123 193L124 190H122L121 187H119L120 185L118 186ZM90 186L92 187V185H90ZM189 187H191V186H189ZM123 188L127 189L128 186L124 185ZM259 188L263 190L264 186H263V188H261V186H259ZM11 190H13V189H11ZM240 190H242V191H240ZM0 198H1V196H0ZM7 200H8V198H7ZM214 210H216V212H218L217 210H220L219 212H221V213L220 214L216 213L218 215L217 216L216 214H214L215 213ZM154 215H153V217H154ZM156 215H157V213H156ZM104 216H105V218H104ZM172 217H173V213L169 212V210L168 211L166 210V211L161 213V217L158 219V221L160 220L159 226H160L161 231L162 230H166V228L169 227L172 224V221H173ZM201 217H200L199 220H201ZM6 218L7 217H5V219ZM151 218H152V216H151ZM151 218H150V220H151ZM155 218H156V216H155ZM47 219H49V218H47ZM227 219H230V220L232 219L231 220L232 224L235 222L237 224V225L235 224V226H238L237 228H240V231L237 230V232L235 234H233V231H232V233L230 231L231 228H232V230L234 229L231 225L222 226L221 223L225 222V220H227ZM142 220H143V222H144V220L146 222V224H145L146 227H144V228L140 227V223H142ZM236 220H238L239 222L243 221V223H245V224H243L242 226H239L238 223H237L238 221L236 222ZM198 222H195V223L199 225ZM215 222H212V223H215ZM31 226H32V228H31ZM39 226L35 225L34 228H36V227L38 228ZM28 231H30V232H28ZM38 231H41V229L38 230ZM133 231H134V229H133ZM35 232L37 233V231H35ZM151 233H152V235L158 234L155 229ZM262 235H264V234H262ZM68 240L67 241H65V239L60 240L57 243V245H56V248H55L56 252H55V250H53L55 253L53 255L51 254L52 256L50 257V259H48V261L45 260L46 263L45 262L44 263L45 264H69L68 263L69 260H71V257L78 250V245L75 246L74 244L76 242H74V241H73L74 243H70V244H72L74 246H72V245H70L68 243H65V242H68ZM205 248H204V250H206ZM214 249L216 251H214ZM235 250H233V251H235ZM13 251H14V256H13L14 260L11 261L10 259H11V255L12 254H10V253L13 252ZM232 253H234V252H232ZM208 256H210V255H208ZM218 256L220 258V254ZM223 257H224V255H223ZM247 257L248 256L246 255L245 258H247ZM206 258H207V256H206ZM222 260H223V258H222ZM171 262H173V264L175 263L173 260ZM244 262H246V259H245Z\"/></svg>", "mask_w": 264, "mask_h": 264}, {"label": "crops", "instance_id": "obj_3", "mask_svg": "<svg viewBox=\"0 0 264 264\" xmlns=\"http://www.w3.org/2000/svg\"><path fill=\"white\" fill-rule=\"evenodd\" d=\"M51 48L44 42H37L25 49V53L28 52L25 68L30 65L38 68L37 74L30 78L23 77L25 71L20 73L19 60L16 62L10 54L12 47L8 54L0 56V118L6 122L7 128H21L25 126L26 118L34 115L38 130L43 129V123L51 119L50 103L57 99L58 92L70 87L69 67L56 61L55 49Z\"/></svg>", "mask_w": 264, "mask_h": 264}, {"label": "built area", "instance_id": "obj_4", "mask_svg": "<svg viewBox=\"0 0 264 264\" xmlns=\"http://www.w3.org/2000/svg\"><path fill=\"white\" fill-rule=\"evenodd\" d=\"M135 0H122L120 10L128 11L135 8ZM30 153L33 160V166L36 168L44 167L49 163V144L45 138H39L31 143Z\"/></svg>", "mask_w": 264, "mask_h": 264}]
</instances>
